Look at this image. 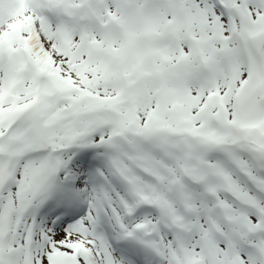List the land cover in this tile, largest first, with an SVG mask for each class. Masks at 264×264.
Instances as JSON below:
<instances>
[{"label":"snow or ice","instance_id":"1","mask_svg":"<svg viewBox=\"0 0 264 264\" xmlns=\"http://www.w3.org/2000/svg\"><path fill=\"white\" fill-rule=\"evenodd\" d=\"M0 264H264V0H0Z\"/></svg>","mask_w":264,"mask_h":264}]
</instances>
